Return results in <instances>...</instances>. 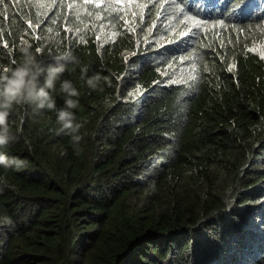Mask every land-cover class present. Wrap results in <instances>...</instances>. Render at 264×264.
Listing matches in <instances>:
<instances>
[{
    "label": "trees",
    "instance_id": "16d2710c",
    "mask_svg": "<svg viewBox=\"0 0 264 264\" xmlns=\"http://www.w3.org/2000/svg\"><path fill=\"white\" fill-rule=\"evenodd\" d=\"M24 46L83 126L14 106L0 264H264V0H3L0 70Z\"/></svg>",
    "mask_w": 264,
    "mask_h": 264
},
{
    "label": "clouds",
    "instance_id": "9594fccd",
    "mask_svg": "<svg viewBox=\"0 0 264 264\" xmlns=\"http://www.w3.org/2000/svg\"><path fill=\"white\" fill-rule=\"evenodd\" d=\"M182 37L186 38L183 43L194 38L188 32ZM19 51L22 59L16 62L14 67L0 70V147H7L16 141V136L9 127L8 118L14 106L24 104L34 105L38 111L56 110L60 131L70 135L73 142L78 143L81 137L77 133L83 123L76 121L73 110L78 108V99L75 98L80 96V92L71 80L64 79L60 88L65 96V106L60 109H56L55 98L51 94L57 81L61 80L62 74L66 71L67 64L74 62V58L68 55L54 56L55 63L44 67L39 59L40 54L33 52L30 46L21 47ZM181 61H184V56ZM81 71L86 77L85 82L89 89L97 90L101 86L103 78L99 73L87 76V68H82ZM25 163L19 157H10L0 152V167L22 168Z\"/></svg>",
    "mask_w": 264,
    "mask_h": 264
},
{
    "label": "snow or ice",
    "instance_id": "6c2138e0",
    "mask_svg": "<svg viewBox=\"0 0 264 264\" xmlns=\"http://www.w3.org/2000/svg\"><path fill=\"white\" fill-rule=\"evenodd\" d=\"M2 2H3V0H0V3H2ZM84 2H85V3H91L92 0H84ZM118 2H120V0H118ZM200 23H201L200 21H197V22H196V26L198 27V26L200 25Z\"/></svg>",
    "mask_w": 264,
    "mask_h": 264
}]
</instances>
